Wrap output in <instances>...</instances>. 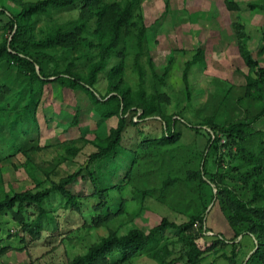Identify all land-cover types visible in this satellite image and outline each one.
Returning a JSON list of instances; mask_svg holds the SVG:
<instances>
[{
	"label": "rangeland",
	"instance_id": "obj_1",
	"mask_svg": "<svg viewBox=\"0 0 264 264\" xmlns=\"http://www.w3.org/2000/svg\"><path fill=\"white\" fill-rule=\"evenodd\" d=\"M236 1L240 5L239 10H229L224 0H142V13L148 25L145 48L138 49L135 32L126 36L118 50L124 56L115 53L109 67L99 73L96 89L100 96L109 94L108 69L124 61L122 85L129 89L130 96L139 100L143 91L155 103L160 102L163 93L171 96V101L162 100V112L174 120L178 140L165 147L147 143L144 149L141 145L146 137L156 138L163 134V121L149 117L139 124H129L123 133L125 148L114 155L111 162L92 166L101 171L106 182L111 176L112 182L127 183L124 184V194L114 200L115 204L113 202V212H116L120 207L119 199L124 198L123 211L115 214L105 226L91 225L92 209L96 204L89 196L93 185L88 175L79 177L70 184V188L84 196L83 212L66 209L64 198L53 194L45 204L56 223L49 224L40 240H31L30 235L24 234L10 211L3 214L0 223V248L4 251L0 256L2 264H65L77 254L84 253L109 229H117L120 234L132 227L148 231L162 217L181 224L197 212L206 215L208 231L205 238L199 239L202 247L220 237V233L227 239L207 254L203 264H231L228 257L234 255V232L216 198L206 205L208 195L211 192L216 194L218 186H229L236 187L243 198L249 199L252 189L256 188L250 185L251 182L233 176L235 170L232 166L239 160L236 158V146L231 148L221 132H210L203 123L206 118L217 124L237 116L247 120L246 109L249 107L250 112L254 111V107L236 102L248 88L246 75L250 72L240 49L236 28L240 23L244 24L248 48L264 64V10L249 6L250 2L261 4L264 0ZM2 3L13 9V0H0V8ZM78 13V9L65 8L40 16L32 29L34 37H43L57 23L66 22ZM8 21V16L0 15V44L4 43L5 37L11 39ZM198 48L204 49V61L194 65L190 71L191 98L188 99L183 71L185 62ZM172 51L175 59L161 83L160 76L165 72ZM47 52L50 58H46L43 65L50 75L69 66L87 77L90 67L97 61L96 50L86 45L80 50ZM16 65L0 62V198H5L12 191L50 186L53 181L86 165L88 155L96 149L86 140L101 141L118 122L116 115L103 118L85 89H69L54 80L41 83L42 88L35 84L36 96L31 101L30 87L26 85L27 80L19 83L21 77ZM140 70L144 72L143 78ZM116 81L117 77H114L113 83ZM228 85L230 91L226 92ZM225 92L229 96L226 99ZM190 102L197 105L200 112L188 108ZM28 103L31 109H35L39 133L28 130L27 134L24 129L13 126ZM252 128L264 130V117ZM215 136L219 139V147L212 153L209 140ZM73 142L82 148L75 158L66 152V147ZM35 144L41 149H32ZM201 168L206 169L205 179L209 182L215 180V183L208 185L200 179L197 174ZM147 189L153 192L143 196L141 190ZM260 203H264V199ZM36 214L34 205L26 209L29 221ZM179 236L178 229L168 228L151 242V247L134 256L131 264H158L151 257L152 251L166 245L181 249ZM236 241L239 245L236 251H241L235 259L239 264H246L254 247V237L241 234Z\"/></svg>",
	"mask_w": 264,
	"mask_h": 264
},
{
	"label": "trees",
	"instance_id": "obj_2",
	"mask_svg": "<svg viewBox=\"0 0 264 264\" xmlns=\"http://www.w3.org/2000/svg\"><path fill=\"white\" fill-rule=\"evenodd\" d=\"M13 1V9L4 3L0 8V15H6L9 18L8 23L12 33H10L11 39L5 37L4 43L0 44V62L6 61L9 65L17 64L16 67L21 77L18 79L19 83L27 80L26 85L30 87L31 101L36 96L35 84L42 88L41 83L54 80L69 89H85L98 113L103 118L116 115L118 122L111 129L109 135L101 141L86 140L96 146V149L88 155L86 165L68 173L58 181H53L50 186L37 190L12 191L5 198H0V223L3 214L10 211L13 218L20 223L21 231L24 234L30 235L31 240L42 239L49 228V224L56 223L54 215L45 204L46 200L53 194H59L65 200L66 209H74L75 212L82 213L85 203L84 196L73 192L70 184L79 177L88 175L93 185V192L89 196L96 201L92 209L95 214H92L91 225L105 226L115 214L123 211L125 203L122 202L124 198L119 199L120 207L116 212H113V202L122 193L124 194V184L127 185V183H123V180V182H112L111 176L110 181L106 182L102 179L104 175L100 173L101 171L98 168H92V166L104 161H106L105 163L111 162V158L125 148L122 143L123 133L129 124H139V121L149 117L160 118L163 121V134L156 138L146 137L141 145L144 149H146L145 144L147 143L165 147L175 143L179 137L172 117L162 112V100L171 101V96L163 93L158 103H155L153 99H148L143 91L140 93L139 100L130 96L129 89L122 85L124 77L121 73L124 71V61L118 66H112L108 69L107 77L111 82L110 93L100 96L96 89L99 73L109 67L115 53H118V56H124L118 50L126 36L135 32L138 49L141 51L145 48L148 25L142 13V0ZM224 2L229 10L240 9L236 0H224ZM249 6L264 10V3L250 2ZM65 8L78 9L79 13L66 22L57 23L43 37H34L32 29L40 16L50 14L54 9ZM244 28V24L240 23L236 31L241 52L250 72L246 75L248 88H246L243 96L237 97L236 102L239 104L244 102L248 106L254 107V111L250 112L249 107L246 109V113L249 115L247 120L237 116V118L227 119L223 124H217L211 118H206L203 124L210 128V132H221L226 137L227 144L232 146L231 148L236 146L237 155H235L239 160L232 166L235 170L233 176L251 182L250 185L256 189H252L251 197L245 199L236 187L218 186L216 194L211 192L208 195L206 205L216 198L232 227L235 236L233 241L235 248L233 249L234 255L228 257L231 264H239L235 259L238 255L236 249L239 247L236 239L241 234H250L255 237L254 247L246 264H264V203H260L264 199V130L252 128L255 122L264 117V64L248 48L246 43L248 35ZM83 45L96 50L97 56V61L90 67L87 77L82 76L78 71L75 72L69 66L66 70L55 71L51 74L52 77L46 72L43 62L46 58H50L48 50H80ZM203 53L204 49L198 48L185 62L183 81L187 89L188 99L191 98L189 74L194 65L204 61ZM174 59L175 54L172 51L165 72L162 77L160 76L161 83L168 74ZM136 60L139 61V57ZM143 74L144 72L140 70L142 78ZM155 76H157L156 73ZM114 77H117L116 84L113 83ZM222 89L225 90L224 86ZM225 91H230L229 85ZM226 92L224 94L225 99L229 97ZM30 103L26 104L24 112L14 122L13 126L16 125L17 128L24 129L27 134H29L28 130H35L39 133L35 109L30 108ZM188 108L200 112L199 107L192 102L188 104ZM129 113L132 115L130 116ZM76 117L75 123L77 124L78 114ZM134 117H138V119L135 120ZM31 123L33 125L30 127ZM30 138L32 139L33 136ZM33 140L38 142L34 138ZM74 141L78 142V140ZM209 141L213 153L219 147V139L215 136V138L211 137ZM32 149L40 150L41 146L35 144ZM81 150L82 148L75 142L66 147L67 155L73 158ZM128 175L127 173L126 176ZM197 175L208 185L215 183V180L211 179L209 182L205 179L207 176L205 168H201ZM141 192L143 196H146L153 191L147 189L141 190ZM31 205L36 207L37 214L32 221H29L25 212ZM171 227L180 231L179 237L182 248L178 250L174 246L170 248L169 245H166L163 248L158 247L159 249L153 250L151 257L155 258L158 264H179L180 262L203 264L209 252L216 250L220 243L227 241L224 234L220 233V237L213 239L207 244V247H202L199 244V239L205 238L208 231L206 215L197 212L192 213L189 220L181 224L171 221L167 217H162L148 231L139 227H132L126 233L120 234L117 229H109L107 234L93 241L84 253L77 254L65 264H131L134 256L141 250L151 247V242ZM1 249L0 256L4 252Z\"/></svg>",
	"mask_w": 264,
	"mask_h": 264
},
{
	"label": "crops",
	"instance_id": "obj_3",
	"mask_svg": "<svg viewBox=\"0 0 264 264\" xmlns=\"http://www.w3.org/2000/svg\"><path fill=\"white\" fill-rule=\"evenodd\" d=\"M232 231H233V230H232ZM253 237H254V236H253ZM254 239H255V237H254ZM237 251L240 253L241 249H238ZM251 252H252V251H251Z\"/></svg>",
	"mask_w": 264,
	"mask_h": 264
}]
</instances>
